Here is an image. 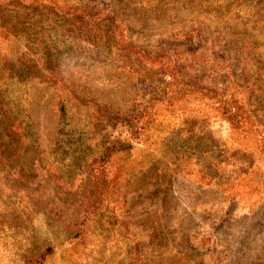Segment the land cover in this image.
Returning a JSON list of instances; mask_svg holds the SVG:
<instances>
[{
	"label": "rangeland",
	"instance_id": "rangeland-1",
	"mask_svg": "<svg viewBox=\"0 0 264 264\" xmlns=\"http://www.w3.org/2000/svg\"><path fill=\"white\" fill-rule=\"evenodd\" d=\"M57 1L82 19L0 4V264H264L256 134L198 96L129 133L192 88L264 133V0Z\"/></svg>",
	"mask_w": 264,
	"mask_h": 264
},
{
	"label": "trees",
	"instance_id": "trees-1",
	"mask_svg": "<svg viewBox=\"0 0 264 264\" xmlns=\"http://www.w3.org/2000/svg\"><path fill=\"white\" fill-rule=\"evenodd\" d=\"M12 1L23 2V7L32 9L33 7H39L50 9L53 12H57L58 14H61L64 16V13L68 14V18L79 20L82 19L83 12L79 9L69 10L65 9L64 5H62L61 2L57 0H0V4H7ZM18 5L21 6L19 3ZM171 96L167 99L163 97V99L151 97L147 100L146 104L144 106L135 111L131 117L130 124L131 128L129 129V133L132 137H136L138 134L142 133L141 131L148 127L149 124L153 123L155 121V114L156 111L154 109V105L159 104H167L172 105L173 101L175 100H189L194 99L193 97H197L198 99H208V100H214L217 106V109L219 110V115L222 116L226 121H228L232 127L235 126V130H239L240 132H253L259 137L260 144L256 147V149L259 151V154L264 156V133L262 132V129L254 121V118L252 116V112L248 110L244 104H242L238 98H236L233 93L229 97L218 96L215 93H211L207 90H201L197 88H192L188 90H181L177 92H173L170 94ZM2 106V114L7 115L9 111L5 109L4 103H1ZM58 111L59 113L64 116L65 115V107L62 102L58 105ZM17 123H20L17 122ZM17 125H14V123H10L8 126V132L9 134H12L16 129ZM179 127V126H178ZM131 149V143L129 140L125 139L122 141H116L112 144L108 145L101 151L95 158L93 162L98 163L102 166L101 169L96 170V179L102 180L106 179V173H105V167L106 162L108 158L114 154L121 151H128ZM257 185L253 184L252 189H256ZM143 264V263H140Z\"/></svg>",
	"mask_w": 264,
	"mask_h": 264
}]
</instances>
